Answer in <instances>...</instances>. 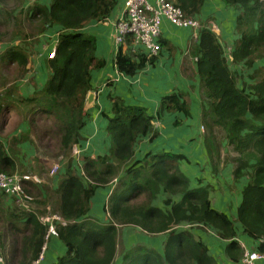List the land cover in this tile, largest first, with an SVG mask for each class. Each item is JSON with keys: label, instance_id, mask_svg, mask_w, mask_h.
<instances>
[{"label": "trees", "instance_id": "obj_1", "mask_svg": "<svg viewBox=\"0 0 264 264\" xmlns=\"http://www.w3.org/2000/svg\"><path fill=\"white\" fill-rule=\"evenodd\" d=\"M29 0H0V44H10L19 35L35 39L53 26L63 28L58 38L56 56L49 60L52 74L41 91L32 96L19 94L17 83L31 72L30 57L22 46H11L0 54V174H23L21 145L30 143L39 156L59 160L71 158L75 145L82 140L86 127L85 109L92 91L91 72L103 63L96 58V40L80 33L93 20H104L117 6V0H51L49 5L36 4L25 9ZM238 6L240 39L232 61L243 64L253 73L252 85L244 89L231 71L216 33L200 31L188 56L195 61L203 103L202 122L205 143L212 161L233 164L234 181L249 177L242 191L238 222L252 239H264V0H223ZM205 0H176L189 17L200 14ZM134 61L120 48L117 53L119 72L134 76L148 62L144 56ZM257 61L258 68L255 67ZM185 94L162 99V111L182 112L190 117ZM113 118L107 127L111 139L109 154L96 159L85 158L82 175L77 174L73 159L59 182L58 189L39 187L31 182L24 189L34 198H44L68 222L59 230L67 253L54 264H113L117 254L120 227L135 226L150 234H165L181 224L204 225L226 240L236 237L233 221L213 208L207 187L191 189L189 178L181 171L184 156L162 152L135 158V147L142 138L159 134L152 125L147 109L128 106L116 99ZM12 115V118H11ZM162 115V113H161ZM21 119L29 131L9 138L10 124ZM182 122L176 123L180 125ZM31 135L35 137L32 139ZM225 143V145H224ZM215 172L219 169L214 168ZM118 181L110 195L108 223L91 217V200L97 188ZM167 195L169 209L155 206L161 193ZM182 196L178 203L172 197ZM36 213L19 212L13 204L0 201V251L5 264H31L44 243L46 228ZM259 251L264 253V245ZM237 262L244 254L237 243L228 249ZM2 258V257H0ZM122 264H216L208 250L188 232L172 233L164 254L136 247L128 251Z\"/></svg>", "mask_w": 264, "mask_h": 264}, {"label": "crops", "instance_id": "obj_2", "mask_svg": "<svg viewBox=\"0 0 264 264\" xmlns=\"http://www.w3.org/2000/svg\"><path fill=\"white\" fill-rule=\"evenodd\" d=\"M50 1L29 0L25 2L24 7L31 10L36 4L49 5ZM126 1L117 0V6L109 17L104 20H93L80 31V33L96 40V58L103 63L102 66L94 68L91 72V92L96 94V99L86 109V127L82 130V140L78 145L81 155L75 157L72 151L71 158L63 157L56 161L39 156L35 147L27 142L20 146L23 152L20 159L23 168L25 165L34 163L30 165L40 170L37 176L42 180V184L38 186H48L56 190L68 168L70 159H73V166L76 167L77 174L82 175L81 167L84 165L85 158L96 159L98 156L109 154L111 139L107 133V127L110 119L113 118L112 109L116 99L123 100L128 106L145 108L153 118L152 125L159 136L155 140H151V135L142 138L135 147V158L142 160L149 154L154 155L162 152L184 156L185 159L179 167L189 178L191 189L208 188L213 208L226 214L233 221L236 237L233 240H226L212 228L187 223L176 226L168 233L157 235L135 226L120 227L117 254L113 264H122L124 255L136 247L164 254L165 245L174 232L190 233L197 242L207 248L208 255L215 259L216 264H241L242 258L235 262L227 253L232 243H237L243 254L246 251H259L260 248L259 240L250 238L238 222L237 212L242 203V191L250 179L244 177L238 182L234 181L233 164H224L225 152H229L230 149L226 147L221 149V162L212 161L211 152L209 154L207 150L206 132L202 122L203 103L200 95V79L197 75L195 61L188 56L190 46L193 42L198 41L200 33L196 34L191 29L178 28L163 19L159 38L162 50L159 55L152 58V63L145 64L134 76L121 73L117 67L118 50L114 35L115 23L123 16ZM148 1L152 4L155 3V0ZM240 14L241 9L238 6H231L223 0H205L201 12L196 18L204 26L212 23L218 26L219 30L215 33L224 49L230 69L237 78L238 87L244 89L247 85L253 84L244 74L247 67L233 64L232 61L236 42L240 39L237 31V19ZM60 32H63V28L56 25L38 37L36 43H32L30 40L25 41L17 36L11 44H0V54L7 51L8 47L22 46L30 57L28 67L31 72L23 81L16 84L20 95L32 96L36 91H41L48 82L52 74L49 55L56 51ZM121 49L134 61L140 62V56L147 58L145 48L136 47L131 37L127 39ZM259 64L261 62L257 61L255 67L258 68ZM248 73L252 74V69H249ZM178 93L186 95L185 101L190 107V117L182 112L162 111V99ZM20 122L15 131L7 133L9 138L20 137L29 131V124L22 120ZM179 122L182 123L176 126V123ZM31 137L35 140L33 135ZM55 164H59V171L52 175L51 171ZM215 166L219 169L218 172L214 171ZM117 183L118 181L109 186L97 188L95 196L91 200L89 215L101 223L109 222L107 205ZM45 199L46 195L44 198H37L36 210L38 214L43 213L46 206H51L55 210L51 202L47 203ZM166 199L167 195L162 192L155 202V206L163 210L169 209L171 205L165 204ZM181 200L182 196L180 195L172 197L174 203ZM12 202L8 198L5 200L6 205L13 204ZM66 253L67 248L60 238H53L49 245L45 264L56 263ZM256 264H264V261H259Z\"/></svg>", "mask_w": 264, "mask_h": 264}, {"label": "built area", "instance_id": "obj_3", "mask_svg": "<svg viewBox=\"0 0 264 264\" xmlns=\"http://www.w3.org/2000/svg\"><path fill=\"white\" fill-rule=\"evenodd\" d=\"M176 0H155L152 4L148 0H127L123 16L115 23V45L119 50L129 37L133 39L136 47H143L147 51V58H155L162 50L159 38L161 36V25L163 19L168 20L178 28L191 29L199 34L203 29H209L214 33L219 30L214 23L204 26L196 17H189L176 4ZM56 51L49 55V60L54 59ZM73 155H81L78 145L73 148ZM59 171V164H55L52 175ZM31 182L37 185L42 184V180L35 174H0V194L6 195L12 200L13 205L19 212L36 213L39 222L46 228L44 243L38 257L31 264H45L46 255L50 242L53 238L60 237V228L67 226L68 222L56 212L51 206H46L43 213L38 214L36 210L37 199L31 196L24 189V183ZM116 182V181H115ZM264 245V239L260 240ZM264 261V253L260 251H246L241 260V264H256ZM0 262L4 263L3 258Z\"/></svg>", "mask_w": 264, "mask_h": 264}, {"label": "rangeland", "instance_id": "obj_4", "mask_svg": "<svg viewBox=\"0 0 264 264\" xmlns=\"http://www.w3.org/2000/svg\"><path fill=\"white\" fill-rule=\"evenodd\" d=\"M17 36H19V35H16L15 37H17ZM32 43L34 42V40L35 39H29ZM12 43V42H11ZM10 43V44H11ZM6 52V51H5ZM4 52V53H5ZM264 63V62H263ZM263 63H261V64H263ZM243 65V64H242ZM246 69V68H245ZM249 71V69L247 68V70L244 72V74L245 75H247L246 76V78L248 79V81L250 80L249 79V73L247 74V72ZM243 80V79H242ZM0 92H1V90H0ZM20 119H17V120H15V123H16V125H13V124H10V126L7 128V131H6V133H12L13 131H15L17 128L16 127H18V125L21 123L20 121H19ZM230 152V151H229ZM228 151L227 152H225L226 154L227 153H229ZM93 155H95V154H93ZM27 161V160H26ZM27 162H29V161H27ZM30 164H34V163H30ZM30 164H28V165H25L24 167L25 168H23V170H24V172L25 173H32V174H36V175H38V173H39V171L40 170H38L37 168H33L32 167V165H30ZM30 168V169H29ZM8 197L6 196V195H3V194H0V201H3V203H5V200L7 199ZM3 252H2V250L0 251V257H2L3 258V260H4V263L3 262H0V264H5V257H4V255L2 254Z\"/></svg>", "mask_w": 264, "mask_h": 264}, {"label": "water", "instance_id": "obj_5", "mask_svg": "<svg viewBox=\"0 0 264 264\" xmlns=\"http://www.w3.org/2000/svg\"><path fill=\"white\" fill-rule=\"evenodd\" d=\"M95 99H96V94L93 92L89 93L87 97V104H86L85 109L91 106L94 103Z\"/></svg>", "mask_w": 264, "mask_h": 264}]
</instances>
